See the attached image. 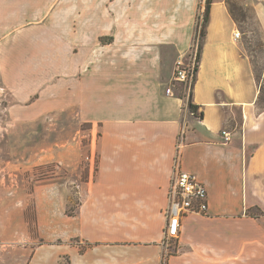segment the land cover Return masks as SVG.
Masks as SVG:
<instances>
[{
	"label": "crops",
	"instance_id": "obj_1",
	"mask_svg": "<svg viewBox=\"0 0 264 264\" xmlns=\"http://www.w3.org/2000/svg\"><path fill=\"white\" fill-rule=\"evenodd\" d=\"M237 1L243 19L211 0L191 91L198 117L173 74L206 0H0V63L18 120L66 110L97 132L72 214L67 186L37 188L40 207L50 191L37 214L49 245L28 264H163L177 147L207 189L208 212L182 220L165 264H264V109L245 47L254 30L264 45V0Z\"/></svg>",
	"mask_w": 264,
	"mask_h": 264
},
{
	"label": "rangeland",
	"instance_id": "obj_2",
	"mask_svg": "<svg viewBox=\"0 0 264 264\" xmlns=\"http://www.w3.org/2000/svg\"><path fill=\"white\" fill-rule=\"evenodd\" d=\"M226 1L233 15L241 17L238 1ZM245 45L264 96L261 34L251 31ZM3 69L0 63V264H28L32 249L49 245L40 235L37 214L47 213L44 199L50 191L42 187L40 207L37 188L40 184L67 186L71 202L65 213L72 214L80 198L75 186L87 181L90 163L85 157L95 152L97 132L66 110L38 111L31 119L27 115L26 120H18Z\"/></svg>",
	"mask_w": 264,
	"mask_h": 264
},
{
	"label": "built area",
	"instance_id": "obj_3",
	"mask_svg": "<svg viewBox=\"0 0 264 264\" xmlns=\"http://www.w3.org/2000/svg\"><path fill=\"white\" fill-rule=\"evenodd\" d=\"M202 20L203 17L201 16L200 20L197 21L199 23V30ZM240 37V32H235L234 38L240 39ZM199 45L200 37L197 32L189 49L187 60H177L174 67L173 83H179L183 86L180 99L187 105V108L198 70ZM165 93L169 96L174 95L172 87L167 88ZM189 113L193 116L197 114L190 110ZM221 134L224 143H228L231 139L230 133L222 131ZM85 159L93 166L96 160L95 153L91 152ZM207 212V189L204 184L198 180L195 174L186 172L181 168V154L179 147H177L173 159V175L167 194V205L163 212L165 221L163 228V246L166 249L163 255V264H165V259L172 248L175 249L176 247L175 242L178 240L181 232L182 220L189 215H206Z\"/></svg>",
	"mask_w": 264,
	"mask_h": 264
},
{
	"label": "trees",
	"instance_id": "obj_4",
	"mask_svg": "<svg viewBox=\"0 0 264 264\" xmlns=\"http://www.w3.org/2000/svg\"><path fill=\"white\" fill-rule=\"evenodd\" d=\"M210 5H211V0H206L205 2V11H204V16H203V20L201 23V28L199 30V23L197 22L196 24V34L197 32L199 33V37H200V45H199V53H198V60H200V52H201V47H202V40L205 36V29H206V25L208 22V16H209V10H210ZM231 13H233V11L230 9ZM257 80H259V78L257 77ZM257 105L260 109H264V96H263V88H262V84L260 86V92H259V96L257 99ZM188 108L190 111H193L195 113H197V106L193 105L191 103V97H190V102L188 104ZM195 116L198 117H202V114H196Z\"/></svg>",
	"mask_w": 264,
	"mask_h": 264
}]
</instances>
